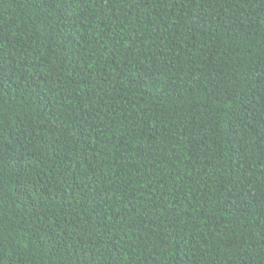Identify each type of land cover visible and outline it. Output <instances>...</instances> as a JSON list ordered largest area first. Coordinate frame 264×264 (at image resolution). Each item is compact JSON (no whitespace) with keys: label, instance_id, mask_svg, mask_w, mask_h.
I'll use <instances>...</instances> for the list:
<instances>
[{"label":"trees","instance_id":"trees-1","mask_svg":"<svg viewBox=\"0 0 264 264\" xmlns=\"http://www.w3.org/2000/svg\"><path fill=\"white\" fill-rule=\"evenodd\" d=\"M0 264H264V0H0Z\"/></svg>","mask_w":264,"mask_h":264}]
</instances>
